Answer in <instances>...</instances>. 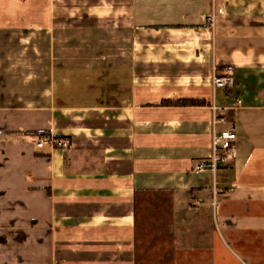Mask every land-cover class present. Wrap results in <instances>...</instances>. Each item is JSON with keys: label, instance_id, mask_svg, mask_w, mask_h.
<instances>
[{"label": "crops", "instance_id": "0c3cea01", "mask_svg": "<svg viewBox=\"0 0 264 264\" xmlns=\"http://www.w3.org/2000/svg\"><path fill=\"white\" fill-rule=\"evenodd\" d=\"M34 1L51 70L0 121V264H264V0Z\"/></svg>", "mask_w": 264, "mask_h": 264}, {"label": "rangeland", "instance_id": "374dc122", "mask_svg": "<svg viewBox=\"0 0 264 264\" xmlns=\"http://www.w3.org/2000/svg\"><path fill=\"white\" fill-rule=\"evenodd\" d=\"M33 2L0 0V121L4 117L11 120V115L22 108L33 107L49 82V33L29 28L34 22H44L46 15L43 8L33 13ZM40 2L44 7L45 0ZM65 52L64 48L54 51L57 56Z\"/></svg>", "mask_w": 264, "mask_h": 264}, {"label": "built area", "instance_id": "2783aa9c", "mask_svg": "<svg viewBox=\"0 0 264 264\" xmlns=\"http://www.w3.org/2000/svg\"><path fill=\"white\" fill-rule=\"evenodd\" d=\"M214 16L211 15L207 18L209 25H212ZM234 84V70L230 66H226L222 71H218L216 68H213V75L211 77V86L215 89L227 90L233 87ZM211 111L213 113L212 117V144L211 152L207 160L199 162L195 166V171L204 172L210 171L215 173L220 165L228 164L233 158V148L236 141V134L232 128H226L221 130H214L215 126L222 122V118L219 116L222 115L220 109L212 107ZM46 144H58L62 145L61 142L57 141L54 137L49 134L40 135L36 138V146L38 148L43 147Z\"/></svg>", "mask_w": 264, "mask_h": 264}]
</instances>
